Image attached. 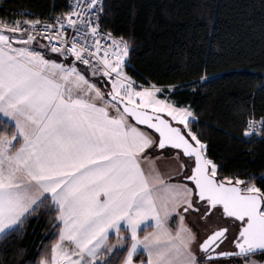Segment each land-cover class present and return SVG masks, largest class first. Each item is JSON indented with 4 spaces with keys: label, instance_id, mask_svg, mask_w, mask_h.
Listing matches in <instances>:
<instances>
[{
    "label": "snow or ice",
    "instance_id": "6c2138e0",
    "mask_svg": "<svg viewBox=\"0 0 264 264\" xmlns=\"http://www.w3.org/2000/svg\"><path fill=\"white\" fill-rule=\"evenodd\" d=\"M110 15L106 0L0 15V240L53 230L13 264H264V176L223 173L181 86L126 70ZM248 99L232 106L240 138L264 143V97L259 114ZM159 155L175 182L143 165Z\"/></svg>",
    "mask_w": 264,
    "mask_h": 264
},
{
    "label": "trees",
    "instance_id": "16d2710c",
    "mask_svg": "<svg viewBox=\"0 0 264 264\" xmlns=\"http://www.w3.org/2000/svg\"><path fill=\"white\" fill-rule=\"evenodd\" d=\"M62 4L64 0H56ZM51 0H0V15L13 10L42 12ZM108 23L130 39V66L140 79L180 85L175 99L198 113L211 158L225 175L264 176V143L242 142L232 106L250 104L257 114L264 97V0H106ZM205 76L197 90L183 85ZM219 121V123H217ZM208 125V127H205ZM227 133V134H225ZM251 153V154H249ZM50 226L29 227L23 235L0 240V259L13 264L17 249L31 260ZM115 259V258H114Z\"/></svg>",
    "mask_w": 264,
    "mask_h": 264
},
{
    "label": "rangeland",
    "instance_id": "374dc122",
    "mask_svg": "<svg viewBox=\"0 0 264 264\" xmlns=\"http://www.w3.org/2000/svg\"><path fill=\"white\" fill-rule=\"evenodd\" d=\"M165 155H159L154 158H149V160L143 161V165L145 166L146 170L149 166L154 167L155 170L162 174L161 176H167V178H175V168H174V163L171 161L168 162H161V159H166ZM176 163V162H175ZM191 221L193 222V228L198 229V222L196 219V215L193 214L192 216L189 217Z\"/></svg>",
    "mask_w": 264,
    "mask_h": 264
},
{
    "label": "crops",
    "instance_id": "0c3cea01",
    "mask_svg": "<svg viewBox=\"0 0 264 264\" xmlns=\"http://www.w3.org/2000/svg\"><path fill=\"white\" fill-rule=\"evenodd\" d=\"M162 163L163 162H168V161H171V162H173L174 163V168H175V178H172L171 180L173 181V182H175L177 179H178V177H177V168H178V165H177V161L175 160V159H172V158H166V159H161L160 160ZM176 162V163H175ZM160 174V173H159ZM160 175H162V174H160ZM165 179H169V178H167V176H163ZM188 223H189V226H191V227H194L193 226V222L191 221V219L190 218H188V221H187ZM151 229H149V231H150Z\"/></svg>",
    "mask_w": 264,
    "mask_h": 264
}]
</instances>
